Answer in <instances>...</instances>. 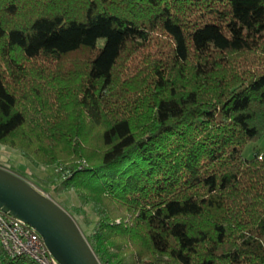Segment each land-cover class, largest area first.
Segmentation results:
<instances>
[{"label": "trees", "instance_id": "trees-1", "mask_svg": "<svg viewBox=\"0 0 264 264\" xmlns=\"http://www.w3.org/2000/svg\"><path fill=\"white\" fill-rule=\"evenodd\" d=\"M263 136L264 0H0V144L93 203L102 262L264 264Z\"/></svg>", "mask_w": 264, "mask_h": 264}, {"label": "water", "instance_id": "water-1", "mask_svg": "<svg viewBox=\"0 0 264 264\" xmlns=\"http://www.w3.org/2000/svg\"><path fill=\"white\" fill-rule=\"evenodd\" d=\"M0 209L31 225L61 264H103L75 218L62 205L1 165Z\"/></svg>", "mask_w": 264, "mask_h": 264}, {"label": "rangeland", "instance_id": "rangeland-1", "mask_svg": "<svg viewBox=\"0 0 264 264\" xmlns=\"http://www.w3.org/2000/svg\"><path fill=\"white\" fill-rule=\"evenodd\" d=\"M264 150V136L257 142H250L246 145L244 156L251 158L255 152ZM0 165L26 178L36 188L51 196L62 205L77 221L84 235L91 243L94 241V227L97 216L93 210V203L83 202L75 190H67L63 187L65 177L60 176V169L57 166L37 164L26 157L19 149L0 144ZM115 258H122L126 255V264H132L128 254L117 249L112 250ZM117 260V259H116ZM102 261V260H101ZM103 264H108L102 262Z\"/></svg>", "mask_w": 264, "mask_h": 264}, {"label": "built area", "instance_id": "built-area-1", "mask_svg": "<svg viewBox=\"0 0 264 264\" xmlns=\"http://www.w3.org/2000/svg\"><path fill=\"white\" fill-rule=\"evenodd\" d=\"M0 245L11 257L26 256L36 264H61L31 225L1 209Z\"/></svg>", "mask_w": 264, "mask_h": 264}, {"label": "crops", "instance_id": "crops-1", "mask_svg": "<svg viewBox=\"0 0 264 264\" xmlns=\"http://www.w3.org/2000/svg\"><path fill=\"white\" fill-rule=\"evenodd\" d=\"M3 166V165H2ZM7 168V167H6ZM9 169V168H8ZM12 170V169H11Z\"/></svg>", "mask_w": 264, "mask_h": 264}]
</instances>
